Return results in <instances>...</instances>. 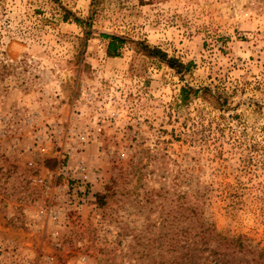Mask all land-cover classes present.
Segmentation results:
<instances>
[{
	"label": "rangeland",
	"instance_id": "374dc122",
	"mask_svg": "<svg viewBox=\"0 0 264 264\" xmlns=\"http://www.w3.org/2000/svg\"><path fill=\"white\" fill-rule=\"evenodd\" d=\"M200 213L264 262V0H0V264H171Z\"/></svg>",
	"mask_w": 264,
	"mask_h": 264
},
{
	"label": "trees",
	"instance_id": "16d2710c",
	"mask_svg": "<svg viewBox=\"0 0 264 264\" xmlns=\"http://www.w3.org/2000/svg\"><path fill=\"white\" fill-rule=\"evenodd\" d=\"M53 1L58 2V0ZM63 19H68L65 9ZM74 20L76 23L81 24L80 19L74 17ZM104 37L109 39L106 49L108 56H118L119 47L123 44L124 39L116 35H104ZM144 46V50L149 55L162 59V61L171 68L176 69L177 72H180L184 68L182 63H178L175 59L168 58L167 55L159 49L154 47L150 48L147 45ZM181 96L183 101H186L188 91L182 89ZM185 217L186 219L190 218L188 215ZM195 219L197 230L194 236L197 237L196 240L192 244L189 242L190 235L187 234L188 228H186L184 233L186 242L184 252L174 257L171 260V264H256V261L251 257L254 256L253 247L246 243L242 236L229 237L219 233L214 224L206 221L201 213L196 214ZM196 249L197 254L195 252ZM248 256L251 258H246ZM256 256L261 257L260 254ZM260 264H264V262Z\"/></svg>",
	"mask_w": 264,
	"mask_h": 264
}]
</instances>
